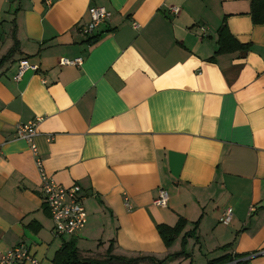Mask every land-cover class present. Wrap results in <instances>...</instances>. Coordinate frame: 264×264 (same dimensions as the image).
<instances>
[{"label":"crops","instance_id":"1","mask_svg":"<svg viewBox=\"0 0 264 264\" xmlns=\"http://www.w3.org/2000/svg\"><path fill=\"white\" fill-rule=\"evenodd\" d=\"M92 6L110 19L88 38ZM222 25L228 51L215 55ZM21 59L38 69L14 81ZM32 122L45 174L81 188L75 236L54 237L35 157L14 138ZM178 221L166 246L157 226ZM68 241L163 264H238L264 249V0H0V252L23 244L51 264Z\"/></svg>","mask_w":264,"mask_h":264},{"label":"built area","instance_id":"2","mask_svg":"<svg viewBox=\"0 0 264 264\" xmlns=\"http://www.w3.org/2000/svg\"><path fill=\"white\" fill-rule=\"evenodd\" d=\"M178 8H171L172 14H177ZM89 21L80 27V32L85 37L90 38L93 35V31L102 23L108 22L110 19V12L103 7L92 6L88 9ZM133 28L137 29L138 25L133 24ZM203 30V28H201ZM83 64L81 58L67 59L62 58L59 60L60 66H76L80 67ZM38 67L28 63L26 59L18 61L17 73L13 77L14 81L20 80L21 76L27 70H37ZM38 121V120H37ZM37 135L36 122L28 124H18L15 127L14 138L17 140L25 141L35 157V166L37 167L40 178V193L42 202L48 210L50 219L52 221V233L56 238H63L65 236H75L85 226L87 222V214L82 204L81 188L78 185H72L70 187H62L56 184L50 179L41 166L40 160L37 158L36 147L33 143V139ZM49 140L52 138L49 137ZM168 200V196L165 190L159 189L157 196L153 201L155 206L165 207ZM124 206L129 208V200L126 194H123ZM255 209L250 207L249 213H252ZM232 219V209L226 208L220 218V223L228 225ZM264 255V249L242 258V262H245L253 257ZM38 264L27 250V248L20 244L8 250L5 253L0 252V264Z\"/></svg>","mask_w":264,"mask_h":264},{"label":"trees","instance_id":"3","mask_svg":"<svg viewBox=\"0 0 264 264\" xmlns=\"http://www.w3.org/2000/svg\"><path fill=\"white\" fill-rule=\"evenodd\" d=\"M229 38L230 35L228 34L226 27L222 25L218 30V48L215 52V55L223 51H228V49H225V45L229 41ZM7 57L8 56L3 57L1 61L7 59ZM184 225L185 223L183 221H178V223L174 227L159 225L157 226V232L164 244L166 246H169L180 234V232L184 228ZM184 254V250H181L180 252L173 254L172 258L178 259L184 256ZM228 259V257H223L217 260H213L209 262V264H218L222 261H227ZM232 261L233 260H231V262ZM50 262L51 264H163L164 260H157L154 257L150 256L126 257L115 255L112 253V245L108 247L103 255L84 256L78 250L74 242L68 241L61 244V246L54 253ZM245 262L238 261V264H244Z\"/></svg>","mask_w":264,"mask_h":264},{"label":"rangeland","instance_id":"4","mask_svg":"<svg viewBox=\"0 0 264 264\" xmlns=\"http://www.w3.org/2000/svg\"><path fill=\"white\" fill-rule=\"evenodd\" d=\"M205 260L202 257L196 256L194 260V264H205Z\"/></svg>","mask_w":264,"mask_h":264}]
</instances>
